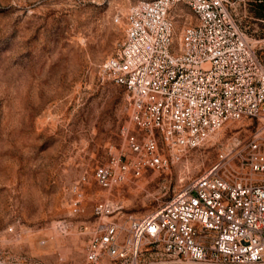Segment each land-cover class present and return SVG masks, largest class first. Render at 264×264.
<instances>
[{
	"label": "rangeland",
	"instance_id": "374dc122",
	"mask_svg": "<svg viewBox=\"0 0 264 264\" xmlns=\"http://www.w3.org/2000/svg\"><path fill=\"white\" fill-rule=\"evenodd\" d=\"M138 1L0 0V264H84L87 244L104 221L123 225V237L130 214L155 208L215 162L228 180L263 176L239 156L222 157L251 133L254 119H228L195 146H171L162 130L150 134L134 121L131 93L102 64L122 42L128 11ZM229 1L264 61V0ZM170 15L175 38L196 21L182 3ZM150 135L153 152L145 146ZM154 155L166 162L151 164ZM120 164L124 178L102 186L96 167L119 170ZM100 201L121 209L99 215ZM107 261L100 262L113 264ZM130 264L264 260L195 261L146 246Z\"/></svg>",
	"mask_w": 264,
	"mask_h": 264
},
{
	"label": "built area",
	"instance_id": "2783aa9c",
	"mask_svg": "<svg viewBox=\"0 0 264 264\" xmlns=\"http://www.w3.org/2000/svg\"><path fill=\"white\" fill-rule=\"evenodd\" d=\"M176 3L187 5L196 20L183 27L179 41L170 15ZM102 67L131 93L134 121L150 134L159 128L179 144H200L228 119L256 120L251 133L222 157L239 156L263 176L228 180L219 172L222 163L215 162L185 179L155 208L130 214L123 237V225L104 221L87 244L84 264H101L102 257L130 264L146 246L157 255L179 259L263 261L264 61L230 1L139 0L128 11L122 42ZM145 146L155 150L153 135ZM165 162L152 156L151 164ZM125 170L124 164L119 170L98 165L95 172L99 183L109 187L124 178ZM120 209L112 201L95 205L99 215Z\"/></svg>",
	"mask_w": 264,
	"mask_h": 264
},
{
	"label": "bare ground",
	"instance_id": "6f19581e",
	"mask_svg": "<svg viewBox=\"0 0 264 264\" xmlns=\"http://www.w3.org/2000/svg\"><path fill=\"white\" fill-rule=\"evenodd\" d=\"M179 37H180V34L176 37L178 41H179ZM167 141L169 142V145L173 146V144H172L173 140L171 138H167Z\"/></svg>",
	"mask_w": 264,
	"mask_h": 264
}]
</instances>
